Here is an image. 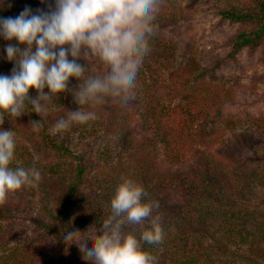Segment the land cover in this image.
<instances>
[{"label":"trees","instance_id":"obj_1","mask_svg":"<svg viewBox=\"0 0 264 264\" xmlns=\"http://www.w3.org/2000/svg\"><path fill=\"white\" fill-rule=\"evenodd\" d=\"M218 4L215 13L239 25L226 41L227 58L233 60L242 50L249 56L257 49L264 54V0ZM26 7L33 14L48 12L55 8V0H0V18H15ZM186 12L172 0L162 3L135 100L124 105L109 98L110 108H97L99 119L91 126L70 128V145L67 134L52 132L46 115L39 131L31 126L42 119L35 112L13 124L5 118L2 128L16 133V154L22 165H35L41 175V167L50 174L62 169L67 183L58 197L40 206L34 204L33 187L9 196L0 207V264H67L73 246L65 243L64 233L80 231L90 236L93 228L99 229L122 176L142 184L146 199L159 203L153 215L161 217L164 243L144 245L158 257V264H264V110L251 114L226 109L243 85L205 70L192 48L168 33V26ZM8 44L21 49L23 45L0 36V75L10 76L15 65L7 60ZM78 63L88 65V74L104 72L99 61L95 67ZM77 86L78 81L70 78L69 88ZM29 96H37L35 89H30ZM77 107L68 93L48 109L51 113L61 109L60 117L66 118L68 110ZM87 139L104 150L95 156L98 172H90L88 181ZM25 140L57 161H36L35 148ZM150 151L154 155L142 156ZM194 156L202 158L199 163H192ZM77 205L82 209L81 224H90L81 230L70 221L69 211ZM126 231L139 235L140 227L128 225ZM97 234L101 233L97 230ZM87 247H92L91 241ZM76 255L84 259L80 249Z\"/></svg>","mask_w":264,"mask_h":264},{"label":"clouds","instance_id":"obj_2","mask_svg":"<svg viewBox=\"0 0 264 264\" xmlns=\"http://www.w3.org/2000/svg\"><path fill=\"white\" fill-rule=\"evenodd\" d=\"M161 5L162 0H55V8L48 12L33 14L26 7L15 18H0V36L23 45L22 49L6 45L7 60L15 66L10 76L0 75V207L10 195L37 187L42 179L35 165L26 168L17 159L18 138L13 130H3L5 118L13 124L35 112L42 119L31 126L39 131L48 106L70 93L77 109L68 110L67 117L52 127L54 134L62 135L74 124L91 126L99 119L96 109L109 98L124 105L133 102L140 70L157 34ZM80 59H97L106 71L88 74V65L78 63ZM70 78L78 81L77 87L69 88ZM30 89H35V98L29 96ZM147 197L142 184L122 176L110 200V213L98 230L101 234L95 228L90 236L69 231L63 235L65 243L77 244L92 264H158V257L144 245L163 244L166 233L161 217L153 215L158 201ZM128 225L139 226V235L126 231Z\"/></svg>","mask_w":264,"mask_h":264},{"label":"rangeland","instance_id":"obj_3","mask_svg":"<svg viewBox=\"0 0 264 264\" xmlns=\"http://www.w3.org/2000/svg\"><path fill=\"white\" fill-rule=\"evenodd\" d=\"M166 0H162L165 4ZM176 4L182 6L186 10L187 14L181 15L177 22L168 26V33L173 35L174 38L184 42L192 48V50L197 54L198 58L202 62L203 68L205 70H213L217 74H222L231 79L232 81H237L239 84L243 85V88L237 93L235 100L232 104H227L226 109L230 112L244 113L249 112L251 114H258L264 110V54L261 49H257L253 55L249 56L245 51H240L236 53L233 60L227 58L229 53V48L226 46V41L229 36L238 28L239 25L231 24L225 20H222L216 13L215 8L221 0H172ZM213 4H216L213 6ZM167 5V4H166ZM186 8V9H185ZM169 11V10H168ZM80 61L91 64L95 67L98 64L97 59L86 61L80 59ZM94 61V62H92ZM103 71L106 69L103 66L100 67ZM259 77V78H258ZM253 88V91H251ZM48 92V90H47ZM68 106L65 103L64 106ZM110 108L109 104H105L100 109ZM60 111H51L45 114L51 126L54 125L57 118H61ZM60 113V114H59ZM48 123V122H46ZM67 134V142L70 143V134ZM85 144V149L89 154V159L87 163L91 166V170H87L86 180H89L90 172L95 174L98 172L97 165L95 162V156L98 153H103V147H99V144L93 143V140L87 139ZM30 148L33 149L34 159L38 162H43L44 164L57 161L55 157L51 154L38 150L33 142H25ZM209 152V151H208ZM228 152V151H227ZM155 153V152H154ZM153 152H148L142 156L154 155ZM197 153V152H196ZM194 156L192 163H199L200 156L195 158ZM64 160V159H63ZM61 159V163L63 162ZM202 162V161H201ZM152 161L148 158L147 166L151 167ZM174 168H179L176 166ZM43 173L41 175L42 179L37 187L33 188L34 191V204L43 205L47 201H50L60 195L59 190L61 186H65L66 176L62 172V169L58 170L57 173L50 174L43 167H41ZM40 171V169H38ZM47 184V186H45ZM46 196H45V195ZM70 221L72 226L77 227L78 230L89 226V223L81 224L79 217L82 214V209L79 205L75 206L69 211ZM206 229V227L204 228ZM99 230V229H97ZM73 251H69L67 254V264H82L84 262L82 257L76 255L77 250L80 248L72 244ZM85 264V262H84Z\"/></svg>","mask_w":264,"mask_h":264}]
</instances>
